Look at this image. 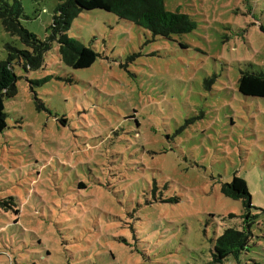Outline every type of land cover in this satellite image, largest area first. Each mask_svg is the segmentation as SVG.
Instances as JSON below:
<instances>
[{"label": "rangeland", "instance_id": "374dc122", "mask_svg": "<svg viewBox=\"0 0 264 264\" xmlns=\"http://www.w3.org/2000/svg\"><path fill=\"white\" fill-rule=\"evenodd\" d=\"M18 1L44 39L60 0ZM163 1L195 28L162 38L82 11L67 34L97 54L89 67L62 62L56 40L39 68L12 64L0 200L20 212L0 206V264H208L240 224L221 191L233 174L255 217L225 264H264V98L238 91L241 71H264V0ZM8 44L23 48L0 22V60Z\"/></svg>", "mask_w": 264, "mask_h": 264}, {"label": "trees", "instance_id": "16d2710c", "mask_svg": "<svg viewBox=\"0 0 264 264\" xmlns=\"http://www.w3.org/2000/svg\"><path fill=\"white\" fill-rule=\"evenodd\" d=\"M93 9L113 13L148 30L153 36L162 38L188 33L195 28V22L188 14L166 10L163 0H60L54 8L48 27L49 34L41 39L21 24L23 11L18 0H0V22L3 29L16 36L23 45V48H17L8 44L7 57L0 60V133L7 127L5 100L17 94V75L12 65L14 62L20 63L24 69L39 68L43 63V54L50 48L52 40L57 41L61 61L73 69L89 67L95 61L97 54L91 48L67 34L71 21L80 12ZM258 29L264 34V22L259 24ZM238 91L245 96L264 98V71H241ZM221 191L225 196L241 201L240 224L238 227L223 229L215 239L208 264H225L229 257L238 260L252 237L250 227L255 214L251 210L255 207L251 205L246 181L233 174L229 182L222 184ZM0 206L4 211L12 209L18 217L20 210L16 209L11 199L0 200ZM228 217H234V214Z\"/></svg>", "mask_w": 264, "mask_h": 264}]
</instances>
